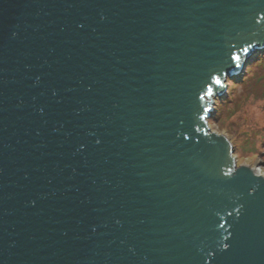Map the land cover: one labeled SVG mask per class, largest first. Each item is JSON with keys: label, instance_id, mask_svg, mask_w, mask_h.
I'll use <instances>...</instances> for the list:
<instances>
[{"label": "water", "instance_id": "95a60500", "mask_svg": "<svg viewBox=\"0 0 264 264\" xmlns=\"http://www.w3.org/2000/svg\"><path fill=\"white\" fill-rule=\"evenodd\" d=\"M259 51L264 0H0V264H264L208 126Z\"/></svg>", "mask_w": 264, "mask_h": 264}, {"label": "rangeland", "instance_id": "374dc122", "mask_svg": "<svg viewBox=\"0 0 264 264\" xmlns=\"http://www.w3.org/2000/svg\"><path fill=\"white\" fill-rule=\"evenodd\" d=\"M264 55V51L244 58L242 64L246 67L240 75L228 78L220 91V96H211L218 111L213 110L212 117L208 120L210 133L223 135L235 146V163L249 168L261 167L264 171V100L248 99V93L258 91L263 95V82L256 83L253 79L256 75L263 74L261 67L254 69L250 83H242L247 76L246 70ZM225 85L227 90H225ZM255 92V91H254ZM232 94V100L229 99Z\"/></svg>", "mask_w": 264, "mask_h": 264}, {"label": "trees", "instance_id": "16d2710c", "mask_svg": "<svg viewBox=\"0 0 264 264\" xmlns=\"http://www.w3.org/2000/svg\"><path fill=\"white\" fill-rule=\"evenodd\" d=\"M255 67L256 68L261 67L263 74L256 75L253 79L255 80L256 83L263 82V89H264V55L260 56L258 61L255 62L251 67L247 68L246 74H248V75L242 79V83H248V84L250 83V79H252V77H253ZM254 91H250L248 93V96H247L248 99H249V97L250 98L252 97V98L257 99V100H264V92H263V95H260L256 89ZM229 99L232 100V94H230ZM215 111H216V117H217L218 111L216 110V108H215ZM234 148H235V146H234Z\"/></svg>", "mask_w": 264, "mask_h": 264}, {"label": "bare ground", "instance_id": "6f19581e", "mask_svg": "<svg viewBox=\"0 0 264 264\" xmlns=\"http://www.w3.org/2000/svg\"><path fill=\"white\" fill-rule=\"evenodd\" d=\"M251 55H253L252 53L250 54V57H252ZM259 169H261L262 170V168L261 167H257V166H255V168H254V171L256 172V173H258V172H262L261 170H259Z\"/></svg>", "mask_w": 264, "mask_h": 264}, {"label": "built area", "instance_id": "2783aa9c", "mask_svg": "<svg viewBox=\"0 0 264 264\" xmlns=\"http://www.w3.org/2000/svg\"><path fill=\"white\" fill-rule=\"evenodd\" d=\"M259 170H261V169H259ZM262 171V170H261ZM259 174H261L262 176H264V171H262V172H258Z\"/></svg>", "mask_w": 264, "mask_h": 264}]
</instances>
